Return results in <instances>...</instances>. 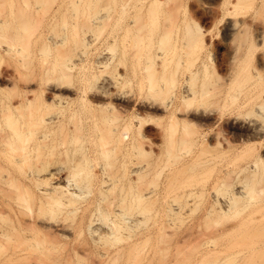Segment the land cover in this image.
Segmentation results:
<instances>
[{
    "label": "rangeland",
    "instance_id": "1",
    "mask_svg": "<svg viewBox=\"0 0 264 264\" xmlns=\"http://www.w3.org/2000/svg\"><path fill=\"white\" fill-rule=\"evenodd\" d=\"M256 2L0 0V264H264Z\"/></svg>",
    "mask_w": 264,
    "mask_h": 264
},
{
    "label": "bare ground",
    "instance_id": "2",
    "mask_svg": "<svg viewBox=\"0 0 264 264\" xmlns=\"http://www.w3.org/2000/svg\"><path fill=\"white\" fill-rule=\"evenodd\" d=\"M262 3H264V0H257L256 6L261 5ZM259 32H260L259 35L263 37L264 34L261 33V30ZM260 83H262V82L260 81ZM263 83H264V81H263ZM257 84H259V83H257ZM262 84L257 85V87L255 85L256 89L253 91L252 95L248 98V100H246V102L244 104H242V106H238V107H244V109L246 110V112L244 111L245 112L244 116L243 117L237 116L241 113L240 108H237L239 111H237L235 116H234V122L233 123L231 122L232 123L231 127H233L236 131L238 130L239 133H241L242 135L252 136V137L255 136L257 139L260 137L264 138V118H263L264 116L260 115L263 113L261 111V109L264 106V85H262ZM220 85H219L217 90H212L211 87H208V89H207L208 106L206 107L204 112H205V116H206V119L208 122V123H206V124H208V126H207L208 128H212V126L214 124L213 113L217 110V108H214L213 104L220 105V102L222 99V95H221L222 94V86L220 87ZM186 97H187L186 94H182V96L180 95V99L182 98L183 100H186ZM173 107H174V109L177 108V106H175V105ZM223 115H224V112L219 110L218 118L221 119L223 117ZM260 116H262V117H260ZM140 125H141V122H140ZM209 132H210V129H209ZM127 133H128L127 130H124L122 132V136L126 137ZM209 144H211V143L209 142ZM262 145L263 144H258L256 146V150H258L259 148L262 149ZM263 160H264V155L257 151L254 159L252 160V162L250 164V167L247 166L249 168V169H247L248 170L247 173L253 177L259 175L260 174L259 163L262 162ZM68 181H70V180L68 179ZM69 183H71V182H68V184ZM76 185H74L75 188L78 187V186L76 187ZM77 189L81 190L80 188H77ZM76 194H75V196L78 195V194L77 195ZM191 194H194L193 196L195 198V195L197 194V193H195V188H194V191L191 192ZM195 205H197V202H195V204H194V207H193L194 209L196 208ZM218 207L220 209L222 208L221 203H219L218 201H216L215 203L211 202L206 207L204 214H206V216H209V215L211 216L217 210ZM125 218L128 219V217H126V215H125ZM88 226L91 227L92 225L89 224ZM196 226H197V224H195V223H194V225L192 224V227L196 228L195 230L197 231ZM195 230H194V233L196 232Z\"/></svg>",
    "mask_w": 264,
    "mask_h": 264
}]
</instances>
